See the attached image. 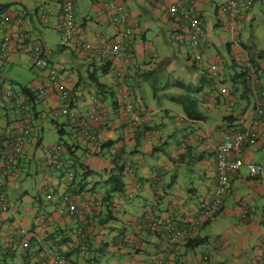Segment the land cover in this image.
<instances>
[{
    "label": "crops",
    "instance_id": "crops-1",
    "mask_svg": "<svg viewBox=\"0 0 264 264\" xmlns=\"http://www.w3.org/2000/svg\"><path fill=\"white\" fill-rule=\"evenodd\" d=\"M92 1L93 5L101 11L98 0ZM225 1L198 0L195 3L196 9L200 11L203 19L204 15L210 18L208 23L204 21L207 36L201 46L203 52L210 46L214 47L210 40V32L215 27L230 25L228 15L220 16L217 13L216 6ZM255 1L253 0V2ZM257 1L264 9V0ZM117 2L124 3L131 11V24L134 28V57L136 62L142 61L146 64L144 61L146 42L144 31L148 30V23L144 24L142 29L141 18L143 16L157 18L158 16L163 21H170L165 9L168 0H117ZM181 2L187 3L185 0H181ZM53 6H56V0L50 7ZM213 14L216 21L212 18ZM52 19L51 26L55 27L57 31L58 19L55 17ZM109 22L104 10L96 17L87 14L79 23L77 19V23L82 25L86 41L92 43H99L102 37L109 38L112 32V25ZM99 23L107 26V36ZM26 26L29 36L28 43H35V39L31 41L35 28H30L27 23ZM231 38L236 42H227L226 44L229 56L225 66L233 69L239 68L243 60L249 58L251 54L255 55L256 59L260 60L257 62L258 76L261 85L264 86V52L243 42L241 33H237ZM26 51L31 57L29 49ZM14 52L16 53V51ZM257 54H260L261 58L257 57ZM77 55L79 54L77 53ZM80 55V58L89 67L86 70V76L79 75L75 80L69 77L67 70H73L75 67L68 58L63 57L62 64L59 65L63 70V78H70L71 81L68 86L72 95L70 103L73 104L79 117H86L89 114V109L99 101L101 103L99 113L102 118L95 123L99 143L112 139L115 144L109 150L103 151L100 156L87 159L88 162L84 164L89 170L92 169L97 173L85 179V190L71 195L75 200L77 210L82 214L81 218L61 217L56 213V209L62 205L60 197L65 193L64 185L57 178L49 179L48 184L51 187L52 196L48 199L46 197L49 196L48 192L43 194L42 191H39L42 185L37 184V194H31L22 175L17 174L14 178L6 181L9 211L0 216V250L10 246L6 237L16 232V229L24 228L26 234L21 240H16L17 244L11 248L10 258L4 260L0 255V264H14L16 260H20L18 264H36L37 260L47 259L59 243L65 244L66 258L74 264H92V262H95L94 264H103L104 262L105 264H149L156 254L164 255L162 264H264V176L254 179L250 177L247 164L241 166L238 171L229 173L230 181L219 214L207 223L197 224L198 214L211 200L216 182V155L213 146L219 139L220 133L226 130L220 126L226 124L229 126L242 116L248 118H246V122L239 120L238 124H241L242 121L245 124L248 123V119L254 113L253 99H248V101L243 99L241 97L243 88L240 90L238 87L233 96L237 98L239 95V98L246 100L247 104L242 105L235 113L234 110H229L224 103L216 100L215 95L204 96L203 99L202 96H199L198 106L207 108V110L218 107L217 117L212 120L205 114L203 120L188 121L191 124L203 121L208 124V128L206 132H198L194 137H191L192 140L183 135L180 140L172 137L174 141H171L168 136L176 129L168 123L169 108H160L165 116H157V110L144 103V100L135 93L139 87L129 86L131 80L129 76L134 73L129 69L130 64L127 63V60L119 67H116L115 63L105 66L108 69L105 72L102 61L106 58L87 56L84 53H80ZM166 58L168 59L169 56L166 55ZM214 58V54H211L208 62ZM67 62H70L72 66L68 67ZM233 62L237 66H232ZM92 70L102 87L91 81L90 72ZM116 70L121 71L124 75V87L116 79ZM231 74L230 71L227 76L223 74L225 75L223 77L226 78L225 81L228 79L233 81ZM101 76L106 81H103ZM137 76L138 74H135V77ZM88 82H90V89L83 95L82 89L88 86ZM233 84L237 87L242 83L233 81ZM115 87L119 90L118 95L114 93ZM229 89L232 90V88ZM124 92L131 103L139 106L137 112L140 111L143 116V125L140 127L143 129V136L138 140V142L140 141L138 144L135 135H133L135 130L126 124L130 116L117 103L120 94ZM107 94H110L111 97L110 104L106 102ZM44 101L50 109L56 108L59 102L55 93L51 94L48 99L45 98ZM173 108L178 107L171 106L170 109ZM229 116L230 119L231 117L234 119L228 123L224 122L223 119ZM159 120L168 133L158 126ZM77 133L79 132L77 131ZM258 133L257 144L245 146L246 148L241 154L245 163L255 162L258 152L264 149V118L258 127ZM79 136L78 140L81 142ZM0 137L1 148L3 145L1 143L7 136L2 134ZM30 141L34 140L31 138ZM42 142V139H35L36 148L33 150L35 152L32 154L33 158ZM51 146L48 145V148ZM71 151H76L75 145L71 146ZM115 153L120 154L119 164H124L123 182L125 185L124 192L117 194L116 198L120 202L125 201L131 205L134 203L138 209L137 213L134 210L130 214L124 208L121 211H116L117 205L112 199L114 205H112L111 213L109 212L110 216L107 217L103 211L102 216L98 220L93 218L95 222L90 224L93 212L98 208L95 204L102 202L107 189L103 181L114 165L112 159ZM28 157L30 156L25 152L20 166L28 160ZM74 157L77 156L74 155ZM46 159H49L47 155ZM71 161L72 153L67 151L65 165H69L71 168ZM183 169L191 174V176H187V179L181 174ZM65 182L66 188L67 179ZM60 189L61 192L58 193ZM49 200L54 201L52 212H48L46 209ZM57 201H59V205L56 203ZM86 206L88 207L86 208ZM123 219L127 223H124ZM169 223L186 230L187 234L183 241L179 240L169 244L170 232L167 227ZM118 224H121V227ZM122 226L128 227L123 229ZM79 227L85 230L87 237L85 255H80L75 248V232ZM196 238L205 239V243L196 248H188L187 242ZM99 255H103V258L110 256L111 260L107 258L105 261H100L98 260Z\"/></svg>",
    "mask_w": 264,
    "mask_h": 264
},
{
    "label": "rangeland",
    "instance_id": "rangeland-1",
    "mask_svg": "<svg viewBox=\"0 0 264 264\" xmlns=\"http://www.w3.org/2000/svg\"><path fill=\"white\" fill-rule=\"evenodd\" d=\"M218 2V0H215ZM54 3V0H0L1 5H8L6 10L1 12L0 14V22L6 16L17 17V15L23 16L26 20V23L29 24L30 28H35L33 36L31 37V41L35 39V41H41L44 47L47 50V60L50 61L53 65H60L63 57L68 58L72 65H74L75 69L67 70L69 77H72L74 80L78 78V76H86V70L89 68L85 61H83L76 52H72L71 49H65L60 51V33L55 30L54 27L50 25L47 27L44 23L41 22L40 14L43 9H48ZM250 10V18L244 19L242 22V27L233 28L231 31L230 26H220L215 27L210 32V40L213 42L214 47L210 46L206 48L203 52L205 60L208 61V58L211 54H214L215 58L212 59L213 63L217 65L219 72V78L217 79L218 83L216 85L217 92H221L222 90H227L228 88H232L234 86L233 81L228 79L225 83H222V72L224 69V73L227 76L228 72L234 73L235 71L239 72V68H231L226 67L225 62L229 56L228 51L226 49L227 42H236L232 40V36L237 33H241V40L250 46H255L257 50L264 52V9L260 7L258 1L256 0L251 4ZM264 7V6H263ZM263 9V10H262ZM75 11L78 13V23L82 21L84 16L91 15L96 17L98 13L101 11L93 5L92 0H75ZM148 16H143L140 21V26L143 29L144 24L148 23V30H145V58L144 64L142 61H139L138 68L141 72L151 71L154 74L156 79L155 85L160 88L161 96L158 100L153 99L154 94V85H152L153 81L143 80L141 81L139 88L136 91V94L139 95L144 103L149 104V106L154 107L157 110V116H165L163 111H160V108L165 107L169 108L168 110V123L175 127V132L169 134L168 136L171 141H174L172 137L180 140L181 138L194 137L198 132H206L208 128V124L202 122L190 123L185 117L184 110L177 104V102L172 101L170 96L177 95H186L187 90L185 87L174 86L166 87L165 85L169 81L181 79L186 83H193V86H200V75L203 73V69L208 71V63L204 61L202 64H195L191 60L186 59V51L185 48L180 47L175 41V31H173L172 21H163L160 17L157 18H147ZM214 21L215 15H212ZM206 23L210 21V18L204 15L203 19ZM53 21V19L51 20ZM50 21V24H51ZM107 21V20H106ZM108 22V21H107ZM106 22L107 26L108 23ZM100 24V23H99ZM103 28V31L106 33L107 26L104 24H100ZM238 31V32H237ZM207 32V31H206ZM4 35L1 26H0V40ZM106 33L105 36H107ZM207 36V34H206ZM29 42V41H28ZM26 43L25 48L19 50L18 53L10 52L6 59L0 58V135L5 134L6 136L13 137L14 129H18L24 126L29 127V135L28 138H32L34 141H27L24 146V151L28 153V160H26L22 166H20L18 170V175L23 176V180L25 181V185H28L30 189V193L35 195L37 194L38 185L41 186V190L43 194L45 192H50L51 187L49 186V179L57 178L65 188V179H67V175L64 172H60L55 169L54 165L50 163V160L46 159V155L48 156V145H65L67 144L69 147L75 145L79 149L77 152V157L79 159V163L85 164L87 163V159L84 153L85 145L81 144L78 140V136L80 133H77L70 123L68 122V116L62 115L59 113L60 109L63 106L62 102H58L56 108L50 109L47 107L45 103V98H42L37 92V86L34 84L33 80L37 78L38 75L44 74V71H40L37 68L32 67L31 57L29 53H27L26 49L33 45V43ZM141 43V41L139 40ZM49 51L51 52L49 54ZM15 53V54H11ZM76 54L75 56L73 54ZM74 57H73V56ZM166 55L169 58H166ZM169 60L165 66L160 64L161 61ZM257 60V59H256ZM260 62V60H257ZM68 67H71V63L67 62ZM92 69V68H90ZM63 72L61 71V74ZM79 73V74H78ZM209 73V71H208ZM103 81L106 79L101 76ZM135 81V80H134ZM134 81L130 80L129 86L132 87L134 85ZM90 82H88V86L82 89L83 95L88 92L90 89ZM29 87L36 93V99L33 102H25L27 99L22 95L21 90L23 87ZM207 87V84L204 86ZM237 87L241 90L243 88L242 84H239ZM114 93L118 95V88H114ZM228 96V94H223V97ZM235 97V96H234ZM236 98V97H235ZM48 99V98H47ZM72 99V95L70 93V100ZM227 99V98H224ZM252 99V98H251ZM235 103L229 110H234L235 113L238 112L240 107L245 106L247 104L246 100H241L239 95L236 99H234ZM24 102V103H23ZM106 102L108 104L111 103L110 94L106 95ZM176 104H174V103ZM251 104V103H250ZM171 106H177L178 108L170 109ZM251 106V105H249ZM239 107V108H238ZM238 108V109H237ZM122 109V108H121ZM199 111L203 115H207L210 119L217 117L218 107L207 110V108H202L198 106ZM90 110V109H89ZM36 112V113H35ZM57 112V113H56ZM35 113V114H34ZM180 117H183L184 120H179ZM239 117V116H238ZM248 117H241L239 120H245ZM162 119V117H161ZM239 120L235 121L231 125L220 126V128L226 129H234L238 126ZM159 120L158 126L165 129V133H168V130L164 125L161 124ZM64 131L62 136L59 135V131ZM223 132V131H222ZM221 132V133H222ZM220 133V135H221ZM219 135V137H220ZM42 139V144H39L36 156L33 155L35 152L33 150L36 148L35 139ZM80 139V136H79ZM28 140V139H27ZM81 140V139H80ZM252 146V144H250ZM47 149V150H46ZM258 158L255 160L254 164H260L264 162V149L258 152ZM49 158V157H48ZM70 159V157H68ZM66 168L71 171L77 172L79 170L78 164L75 166V170L70 168L69 165H66ZM245 169L244 167L242 168ZM188 172V173H187ZM182 170V175L185 179L187 176H191L189 171ZM126 175V174H125ZM139 178V177H138ZM140 180V179H139ZM75 181H80V176L78 172L75 177ZM125 181V180H124ZM185 181V180H184ZM108 187V186H107ZM47 188V189H46ZM48 190V191H47ZM100 191V189H98ZM61 192V189L58 193ZM116 193L112 194L113 202L116 203V211H121V209H125L131 213L134 210L137 213L136 206L131 205V203H127L125 201L120 202L116 198ZM48 199V198H47ZM49 204L47 206V211L52 212V208L54 206V201L49 200ZM61 202V200H60ZM59 205V201H57ZM119 209V210H118ZM124 223H127L125 219ZM121 227V224H118ZM128 226H122V228H127ZM108 256V255H107ZM107 258L110 259V256ZM107 258H103V255H99L98 260L105 261ZM111 260V259H110ZM20 260H16L14 264H18ZM95 262H92L94 264ZM105 264V262L103 263Z\"/></svg>",
    "mask_w": 264,
    "mask_h": 264
},
{
    "label": "built area",
    "instance_id": "built-area-1",
    "mask_svg": "<svg viewBox=\"0 0 264 264\" xmlns=\"http://www.w3.org/2000/svg\"><path fill=\"white\" fill-rule=\"evenodd\" d=\"M152 1V0H150ZM154 1V0H153ZM183 4L181 0H168L166 11L169 19L172 20L173 31H175L174 41L188 51L186 57L188 60L196 64H201L205 60L201 52V46L204 38H206V31L204 28L203 17L195 3L198 0H185ZM101 8L105 11L109 23L112 25V32L109 38L102 37L99 43H92L86 41L84 30L78 25L75 11V0H57V5L48 9H43L40 14L41 22L48 24L52 18H57V24L60 31V46L71 49L76 53H84L85 55L97 56L99 58H106L115 63L116 67L124 64L123 56L125 53L134 52L133 38L134 28L132 26L131 11L124 3L117 2V0H98ZM217 13L220 16L228 15L230 18V29L242 26V22L249 16L251 10V0H226L224 3L216 6ZM26 19L17 15V17L6 16L1 22L0 26L4 33L0 40V58L6 59L10 52H18L25 48V40L27 37ZM31 54L32 67L44 71L42 76H38L33 80L37 86V92L42 98H49L55 93L59 102L63 103L59 113L68 116L69 123L80 133L82 144L86 147L91 146V153H87L89 158L99 151L96 145L97 129L96 124L101 120L102 115L99 113L101 103L99 101L93 105L89 114L86 117H79L76 114L75 108L70 105V78H63L62 68L58 65H53L47 60V50L40 41H35L29 48ZM117 71V70H116ZM208 71L211 75L216 76L219 69L216 64L212 62L208 65ZM240 71H243L248 84L252 90V105L254 107L253 115L248 119L238 124L234 129L223 131L219 139L213 146V151L216 155V182L212 192L211 200L205 205L203 210L198 214V223H206L214 219L222 209L224 196L227 193L229 185V173L238 171L241 166L247 164V169L250 177L260 178L264 176V162L254 164V162L245 163L241 154L246 148L245 146L257 144L259 133L258 127L264 118V89L261 87L260 79L257 77L253 63L246 58L241 63ZM116 79L124 87L125 80L121 71L116 72ZM222 94H229V90H222ZM100 97L98 96V100ZM24 103V102H23ZM118 103L122 110L130 116L129 121L136 125L141 122L139 115L133 112V104L129 101L126 92L121 93L118 98ZM234 99H229L227 104L228 109L234 105ZM71 106V107H70ZM57 113V112H56ZM180 117L179 120H182ZM260 118V120H258ZM29 134V127L24 126L19 128L15 135V142L13 144L15 152L20 153L22 146L25 145L26 136ZM50 152V163L54 165L55 169L64 172L67 175V186L73 180L74 173L66 168V154L67 151L61 145H54ZM12 159L6 161L2 167L0 174L7 176L9 173ZM11 162V163H10ZM98 203L95 204L97 206ZM88 206H86L87 208ZM97 209V208H96ZM9 211V204L4 193L0 192V215ZM56 213L61 217L81 218L82 215L77 216L76 203L73 198L64 196L62 205L56 209ZM245 213V211H243ZM170 232L168 236L169 244L183 240L186 230L169 223L167 225ZM76 246H79V254L85 255L87 252L83 241L86 240L85 230L82 227L77 229ZM18 235L25 236L26 230L21 228L17 231ZM14 235H8L6 240L10 247L17 244V239ZM26 243V241H24ZM25 245V244H24ZM66 246L59 243L54 252L45 260L38 261L37 264H73L65 258ZM163 254H156L152 257L149 264H162Z\"/></svg>",
    "mask_w": 264,
    "mask_h": 264
},
{
    "label": "trees",
    "instance_id": "trees-1",
    "mask_svg": "<svg viewBox=\"0 0 264 264\" xmlns=\"http://www.w3.org/2000/svg\"><path fill=\"white\" fill-rule=\"evenodd\" d=\"M251 4H253V0H251ZM56 5H57V0H56ZM7 7H8V5H4V6L1 5L0 6V14L4 10H6ZM40 19H41V17H40ZM169 20L172 21L171 19H169ZM45 25L47 27H50V25H52V24H50V22H49L48 24H45ZM78 25H80V24H78ZM204 25H205V22H204ZM80 26L82 27V25H80ZM56 28H57V31L60 33L59 28L58 27H56ZM26 33H27V37H26L25 43H27L29 41L28 31ZM204 40H205V38H204ZM204 40H203V42H204ZM65 49L67 50L69 48L60 46V50L61 51L65 50ZM201 52L203 53L202 48H201ZM257 55H258L257 57L261 58L260 54H257ZM126 60H127V63L130 64L129 65V69H131V71L134 73V74H132V76L131 75L129 76L131 78V80H133V81L135 80L134 81V85H132V88H133V86L135 88L139 87L141 81H143V80H147V81L151 80V81H153L152 85H154L153 97H155V100H158L159 97L161 96V94H160L161 91H160V88L157 87V85H155L156 79L154 77L153 72H151V71L141 72L138 69L137 66H138L139 62H136V59L134 57V52L125 53L124 56H123L124 63H125ZM249 60L253 63V65L255 67L256 75L260 79V77L258 76V63H257L255 55L251 54L249 56ZM168 61L169 60L161 61L160 64L162 63V65L165 66V64ZM102 62L104 64V65H102L103 68H104L103 71L106 72L108 69H106L105 66H110L111 61L109 59H104ZM195 64L196 63H194L193 66H195ZM232 66H237V65H236L235 62H233ZM93 72H94L93 70H92V72H90L91 81L97 83L99 86L102 87V85L99 84V81H97V78H96V76H95V74ZM135 74H138V76L135 77ZM223 74H225L224 73V69H223V72H222V75H221L222 76L221 81H222V83H225L226 82L225 81L226 78L223 77V76H225ZM243 74H244V72L240 71V69H239V72H234V73L231 74V78L234 81V83L235 82H241L242 83L243 92H242V96L241 97L243 99H247V101H248V99L251 100L253 94H252V90H251L250 84L247 83L245 77H243ZM42 75L40 74V76H42ZM219 77H220L219 74H217L216 76H213L210 73H208V71L203 69V73L199 77L200 78L199 79L200 80V86H193L194 85L193 83H189L188 84V83H186L185 81H183L181 79L169 81V82H167V84L165 86L166 87L167 86L170 87L171 85H174V86L177 85V86H180V87H185L186 90H187L186 91L187 92L186 95L170 96L169 98L172 101L177 102L178 105H180V107L184 110L185 117L187 118L188 121H200V120L205 119V117L203 116V114L198 109V105H199L198 98H199V96H202V99H203L204 96L210 97V96H214L215 95L214 98L216 100H219L220 103H224L226 106H227V104L229 102V99H235L233 95L238 90V87L233 86L232 90L228 88L229 94H228V96H225V97H223V94L221 92H217L216 85L218 83L217 79L220 80ZM127 79H128V77H127ZM206 84H207V87H204ZM261 87H262V89H264L263 85H261ZM21 93L27 99L25 102H27V101L33 102L36 99V93L34 91H32V89H30L29 87H26V86L23 87L22 90H21ZM224 98H227V99H224ZM132 104H133V102H132ZM70 105L72 106V107L70 106L71 108H74L72 103H70ZM137 108H139V106L133 104V112L140 116L141 122L139 124L134 125L128 120L126 124L128 126H130L132 129L135 130L133 135H135L136 143L138 144L140 142V141L138 142V140L140 139V137L143 136V129L140 128L143 125V116H142L140 111L137 112ZM263 108H264V106H263ZM229 119H230V116L228 118H224L223 121L228 123L229 121L231 122V120H233L234 118L231 117V119L230 120ZM182 120H184V118H182ZM258 120H260V118H258ZM68 122H69V120H68ZM142 128H144V127H142ZM138 129H140V131H138ZM75 130H77V129H75ZM17 132H18V129L17 130L14 129L13 137L11 135H10V137L7 136V138H5L4 141L1 143L3 145L0 148V172H1L2 165L6 161L8 162V160L12 159L11 160L12 163L10 162L11 163L10 164L11 168H8L9 169L8 175L7 176H3V175L0 174V192L5 194L8 204H9V201H8V197H7V194H6V181H8L11 178H14L18 174L17 172H18V170L20 168L21 159L23 158V155L25 153L24 152V146L25 145L22 146V150H21L20 153L15 152V150H14L13 144L15 142L14 138H15V135L17 134ZM63 134H64V131H62V130L59 131V135L60 136H62ZM147 137H149V135H147ZM27 141H29L28 136H26L25 144H26ZM113 144H115V142L112 139L104 141L102 143H99V139L97 137L96 138V145L99 147V151L100 152H96V153H94L92 156H90L88 158L87 157V153H91L92 148H91V146H87L83 150L84 153H85L86 159H90L91 157L100 156V154H102L103 151L109 150L112 147ZM57 145H60V144H57ZM52 147L53 146L48 148V151H47L48 152V157L50 156V152L49 151L51 150ZM62 147H64L65 150L68 151L69 153H72L71 168L73 170H75V166H76V164H78L79 170L77 172H78V175L80 176V181L79 182L75 181V177H76L77 172L73 171V173H74L73 180H72L71 184L66 187L65 193L60 197L61 202H62L64 196L72 198L71 195L73 193H80L81 191L85 190V187H86L85 186V179L87 177H89L90 175L97 173V171H94L92 169L89 170L86 165L79 163L78 157H74V155L77 156L76 155L77 154L76 151L79 149L78 147H76V151H71V147H69L67 144L63 145ZM49 160H50V157H49ZM112 161H113L112 163L114 165L109 170L107 178L103 181L104 184L106 186H108V187H107V189H106V191L104 193L102 202L98 200V202H101V203H99L97 205L98 208L95 209V211L93 212V216H92V218L90 220L91 221L90 224L95 222V221H93L94 220L93 218L98 220L102 216L103 211H104V214L106 213L105 215L107 217L110 216L111 210H113L112 205H114L113 202H112V197H113L112 194H115V193L116 194H122L124 192V188H125V185H124V182H123L124 164H122V165L119 164L120 163L119 162L120 161V154L119 153H115V156L112 159ZM48 187L49 186H47V188ZM48 194H49V196L47 195L46 197L47 198H51L52 190L50 192H48ZM112 214H113V212H112ZM79 215H82V214L77 210V216H79ZM16 230L18 231V229H16ZM17 231L14 232V233H11V235H14L13 237L15 239L21 240L23 236L16 234ZM83 243H84V245L86 246V249H87V237H86V240L83 241ZM204 243H205V239H197L196 238V239H193V240H189L187 242L186 246L188 248H196V247H198V246H200V245H202ZM75 248L79 252V246H75ZM11 252H12L11 248L8 246V248L6 247V249L0 250V255H1V257L4 260H6V259L10 258V256L12 255Z\"/></svg>",
    "mask_w": 264,
    "mask_h": 264
},
{
    "label": "clouds",
    "instance_id": "clouds-1",
    "mask_svg": "<svg viewBox=\"0 0 264 264\" xmlns=\"http://www.w3.org/2000/svg\"><path fill=\"white\" fill-rule=\"evenodd\" d=\"M249 14H250V13H249ZM186 59H187V58H186ZM187 60H188V59H187ZM210 62H212V61H209V62L207 61L206 63L209 64ZM240 67H241V66H240ZM239 69H240V68H239ZM72 172H73V171H72ZM179 228H180V227H179ZM181 229H182V228H181ZM182 241H183V240H182ZM9 247H10V246H9ZM10 248H13V247H10ZM65 258H66V255H65ZM38 261H39V260L36 261V264H37ZM70 262H71V261H70ZM72 263H73V262H72ZM34 264H35V263H34ZM73 264H74V263H73Z\"/></svg>",
    "mask_w": 264,
    "mask_h": 264
}]
</instances>
